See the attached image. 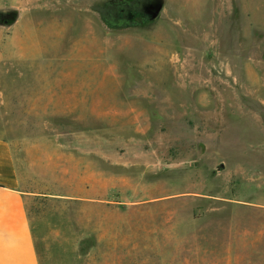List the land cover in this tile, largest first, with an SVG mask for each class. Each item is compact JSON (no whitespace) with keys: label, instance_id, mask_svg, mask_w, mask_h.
<instances>
[{"label":"rangeland","instance_id":"obj_1","mask_svg":"<svg viewBox=\"0 0 264 264\" xmlns=\"http://www.w3.org/2000/svg\"><path fill=\"white\" fill-rule=\"evenodd\" d=\"M0 138L41 264H264V0H0Z\"/></svg>","mask_w":264,"mask_h":264},{"label":"crops","instance_id":"obj_2","mask_svg":"<svg viewBox=\"0 0 264 264\" xmlns=\"http://www.w3.org/2000/svg\"><path fill=\"white\" fill-rule=\"evenodd\" d=\"M19 166L13 144L0 138V264H41L29 214L32 192Z\"/></svg>","mask_w":264,"mask_h":264},{"label":"water","instance_id":"obj_3","mask_svg":"<svg viewBox=\"0 0 264 264\" xmlns=\"http://www.w3.org/2000/svg\"><path fill=\"white\" fill-rule=\"evenodd\" d=\"M163 10V5H157V6H150L147 10L146 13L147 15L152 19L155 20L159 17Z\"/></svg>","mask_w":264,"mask_h":264},{"label":"flooded vegetation","instance_id":"obj_4","mask_svg":"<svg viewBox=\"0 0 264 264\" xmlns=\"http://www.w3.org/2000/svg\"><path fill=\"white\" fill-rule=\"evenodd\" d=\"M6 15L8 16V15H9V13H6Z\"/></svg>","mask_w":264,"mask_h":264}]
</instances>
